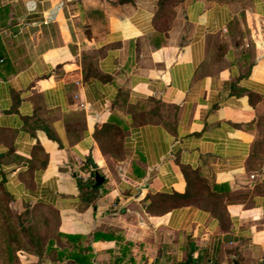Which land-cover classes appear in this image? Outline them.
<instances>
[{"label":"crops","instance_id":"obj_1","mask_svg":"<svg viewBox=\"0 0 264 264\" xmlns=\"http://www.w3.org/2000/svg\"><path fill=\"white\" fill-rule=\"evenodd\" d=\"M180 10L164 29L153 0H0V181L18 211L43 202L61 231L98 233L94 264L264 263V181L250 178L242 126L248 93L264 96V0L244 20L207 0ZM107 121L121 127L120 157L93 137ZM90 156L106 191L83 207ZM184 166L222 197L147 210L149 195L187 190Z\"/></svg>","mask_w":264,"mask_h":264},{"label":"trees","instance_id":"obj_2","mask_svg":"<svg viewBox=\"0 0 264 264\" xmlns=\"http://www.w3.org/2000/svg\"><path fill=\"white\" fill-rule=\"evenodd\" d=\"M249 102L255 105L264 96L248 93ZM152 111L159 110L158 101H155ZM141 117L146 120L147 117ZM164 125L173 130V124L167 119H161ZM121 127L114 122L97 123L93 131L100 150L103 153L120 157L123 154ZM264 144L263 140L254 139L249 154L247 166L251 167L253 160L258 156V150ZM45 157L41 147H35L34 153ZM46 157L42 165H45ZM187 179V190L184 193L163 191L147 197L146 207L150 212L163 213L185 204L220 198L221 195L210 190L206 181L199 176L197 169L183 167ZM94 176V171L91 172ZM94 178L78 180L80 190L79 200L83 207L93 204L106 189L103 183L94 184ZM264 183L260 184L263 187ZM258 191V187H255ZM13 196L0 181V264H94V250L92 243L100 236L98 233L86 235L82 233H67L59 229V211L43 202H22V209L14 211L11 206ZM30 220V223L26 221ZM22 251L37 257L36 262H23L18 256Z\"/></svg>","mask_w":264,"mask_h":264},{"label":"rangeland","instance_id":"obj_3","mask_svg":"<svg viewBox=\"0 0 264 264\" xmlns=\"http://www.w3.org/2000/svg\"><path fill=\"white\" fill-rule=\"evenodd\" d=\"M185 0H153V11H155V19L157 25L160 28L171 29L177 23L178 15H180V6ZM209 3H222L229 5L232 9L239 12L240 20H244V11L249 10L252 6L254 0H207ZM240 24L236 22L233 25L234 35L246 43L243 38H247L249 43L248 51L251 53V45H254L253 39L249 37L248 29H239ZM252 39V40H251ZM246 40V39H245ZM252 114L249 119L242 123V126L254 134V139H259L264 141V99H260L252 106ZM108 166L112 170V164L109 163ZM101 169H99L100 172ZM102 171V170H101ZM249 172L252 174L250 178L255 181H264V144L258 150V156L253 160L251 167H249ZM101 173V172H100ZM254 175L253 177H251ZM94 178V176H93ZM12 209L16 211V205L12 204ZM28 220L26 223H30ZM18 256L23 262H36L37 257H31L34 255L18 251ZM33 261H32V260Z\"/></svg>","mask_w":264,"mask_h":264},{"label":"water","instance_id":"obj_4","mask_svg":"<svg viewBox=\"0 0 264 264\" xmlns=\"http://www.w3.org/2000/svg\"><path fill=\"white\" fill-rule=\"evenodd\" d=\"M53 17H48V19H52ZM88 163L90 164L92 170H94V181H95V185H99L103 182L104 180V176L97 170L98 165L94 162L93 157H88L87 159ZM230 264H238L236 259H232ZM249 264H264L263 261H259L257 263H249Z\"/></svg>","mask_w":264,"mask_h":264},{"label":"built area","instance_id":"obj_5","mask_svg":"<svg viewBox=\"0 0 264 264\" xmlns=\"http://www.w3.org/2000/svg\"><path fill=\"white\" fill-rule=\"evenodd\" d=\"M254 175H252L251 177H253Z\"/></svg>","mask_w":264,"mask_h":264}]
</instances>
